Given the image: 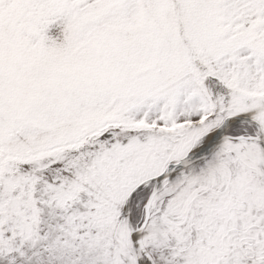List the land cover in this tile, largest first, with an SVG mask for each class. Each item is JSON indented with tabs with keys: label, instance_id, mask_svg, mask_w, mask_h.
I'll use <instances>...</instances> for the list:
<instances>
[{
	"label": "snow or ice",
	"instance_id": "snow-or-ice-1",
	"mask_svg": "<svg viewBox=\"0 0 264 264\" xmlns=\"http://www.w3.org/2000/svg\"><path fill=\"white\" fill-rule=\"evenodd\" d=\"M0 264H264V0H0Z\"/></svg>",
	"mask_w": 264,
	"mask_h": 264
}]
</instances>
